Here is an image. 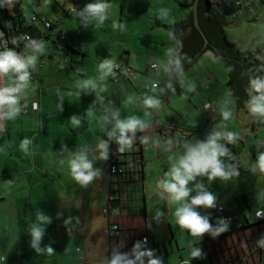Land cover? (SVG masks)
<instances>
[{"label":"crops","instance_id":"obj_1","mask_svg":"<svg viewBox=\"0 0 264 264\" xmlns=\"http://www.w3.org/2000/svg\"><path fill=\"white\" fill-rule=\"evenodd\" d=\"M14 1L20 2L21 15ZM34 2L36 6L31 0H0V19L1 7L7 3L17 28L21 27L20 20L26 21L37 35L44 26L40 20L31 25L33 17L57 23L34 57L30 49L26 50L23 71L34 74V82L21 81L13 69L10 75L0 73V91L16 89L11 93L15 104H0L2 264H112L113 260L118 264H264V220L257 224L253 219L256 211H264V170L259 163L264 155V114L252 111L259 96L251 92L248 113L236 112L229 77L224 82L216 76L209 80L187 78L198 59L180 80L181 93L171 96L168 104L162 102L157 113L167 97L174 53L180 48L174 30L166 27L173 23L162 25L168 36L157 43L162 58H150L143 70L121 66L122 73L129 68L132 74L123 73L117 81L111 64L98 50V56L94 55L85 45L87 38H76L84 15L67 14L63 18L69 0ZM24 3L33 15L29 16ZM97 3L110 12L118 3L124 12L133 1L79 0V12L98 16L96 26L104 35L109 17L89 10ZM62 19L64 22L59 23ZM60 34L65 36L62 41ZM3 38L0 27V43ZM56 42L69 51L59 55ZM2 53L6 52L0 50ZM124 55L129 57L131 49L127 48ZM203 57L221 60L211 54ZM151 64H157L159 70L151 71ZM153 83L158 87L144 89L148 94L140 95L142 86ZM148 99L158 103L150 106ZM35 103L39 105L37 111L31 109ZM24 106L30 109L27 113ZM209 107L217 111L216 117H209ZM133 120L136 127L122 132L119 124ZM137 129L142 130L140 136L134 134ZM229 133L232 141L227 139ZM217 135L216 143L227 150L219 157L227 178L196 176L187 185L192 189L189 197L176 202L165 187L172 181L173 170L189 149ZM121 137L131 141L127 161H137L138 168L134 171L123 164L127 173L113 175L110 163ZM230 154L241 158L239 172L229 164ZM81 159L91 165L85 174H94L83 187L72 172V163ZM124 160L118 159L121 163ZM201 190L215 197V206L195 208L207 219L210 230L194 235L176 223L175 213ZM230 213L237 219L224 224L223 215ZM115 225L121 237L109 235ZM33 228L42 231L35 246ZM219 229L223 235L210 238ZM143 236L151 244L149 255L141 252ZM49 247L52 255L47 252Z\"/></svg>","mask_w":264,"mask_h":264},{"label":"rangeland","instance_id":"obj_2","mask_svg":"<svg viewBox=\"0 0 264 264\" xmlns=\"http://www.w3.org/2000/svg\"><path fill=\"white\" fill-rule=\"evenodd\" d=\"M132 1L133 4L131 7L127 6L124 12L122 6L120 4L118 5V3L113 7V11L111 12L108 11L107 7L103 9L102 12L106 17H109L110 22L109 29L104 35H101V31L96 26L98 16H95V14L91 16L85 15L83 14L84 10L79 12V0H69L67 7L64 8L66 9L64 12L66 14L63 18L66 17L70 10H73L75 16L79 18L81 15H84L85 18H81V23L79 24V26L82 25V28L79 27V31H76V38H87L84 41L85 45L90 47V51L94 55H97L95 52L98 50L104 60L111 64L110 67L112 70L115 69L116 65H129V67L134 69L143 70L147 60L150 58L160 60L163 52L157 43L168 37L166 35L167 30L162 25L164 23L174 24L180 22L190 12L188 7L190 0ZM25 4L23 8L26 11L29 10V16L33 15V12ZM31 4L36 6L34 0H31ZM227 20L232 27H228L226 33L232 42L239 45L244 51L258 47L261 49L264 48V6L257 8L252 16L244 15L235 21L228 15ZM153 31L157 33L152 35ZM120 34L122 35L120 36ZM48 43L45 42L44 44ZM127 48L131 49V55L129 57L124 55ZM105 51H110L109 53L111 54L107 56ZM121 76L123 75H119L118 77L121 78ZM215 76L218 77L219 82H224L229 77V70L221 60H212L209 57H203L192 66L187 78L191 80L198 78L209 80V78H214ZM144 89L145 86L139 89L141 92L140 95L148 94L145 91L146 89ZM134 94L137 95L135 91ZM138 95L137 97L139 98ZM259 196L263 199L262 193Z\"/></svg>","mask_w":264,"mask_h":264},{"label":"trees","instance_id":"obj_3","mask_svg":"<svg viewBox=\"0 0 264 264\" xmlns=\"http://www.w3.org/2000/svg\"><path fill=\"white\" fill-rule=\"evenodd\" d=\"M219 0H199L198 3V21L199 24L209 40V45L205 44V39L198 31L194 24L193 11L190 10L186 19L180 23L166 26L176 32L179 42L182 43L183 49L177 54L173 60L174 65L170 71V80L174 86L178 87L180 80L183 78L184 73L207 51H213L218 58L224 63L229 70L228 88L235 100V109L244 110L248 113V105L250 102V93L253 92L258 96L264 94V89L257 91L254 84L255 82H264V48H255L250 51H244L239 45L232 42L226 33V28L230 25L227 16L222 14L216 8ZM193 3L189 5L192 9ZM13 4L17 8V12L21 15L18 9L20 2L14 1ZM7 3L1 7L0 27L4 33V38L9 41V48L1 49L6 53H26L29 48L31 54H35L39 50L40 36L42 32L37 35L34 31L30 30L26 21H19L21 27L17 28L15 17L9 15L7 12ZM23 33H29L32 37V44L27 46L22 44L16 46L15 41L20 38ZM69 51V49L67 48ZM65 50V51H67ZM25 56V55H24ZM24 59V58H23ZM22 59V61H23ZM31 74V73H28ZM34 75V74H33ZM36 77V76H35ZM30 110V109H29ZM142 130H134L136 136H140ZM117 138H115L116 140ZM127 153L123 156H118V159H126L124 163L118 161L119 166H129V169L136 171L138 168L137 161H127ZM131 155H134L131 152ZM117 157L115 154L112 156ZM122 157V158H121ZM129 157V155H128ZM127 173V168L123 167ZM260 223V222H255Z\"/></svg>","mask_w":264,"mask_h":264},{"label":"clouds","instance_id":"obj_4","mask_svg":"<svg viewBox=\"0 0 264 264\" xmlns=\"http://www.w3.org/2000/svg\"><path fill=\"white\" fill-rule=\"evenodd\" d=\"M104 5L97 3L95 5H90L89 10L92 13H101L103 11ZM103 16H101V21ZM25 68V64L20 62L13 53H2L0 54V73H7L10 69L20 72ZM27 78V73L19 77L21 81ZM257 91L264 89V82H255L254 84ZM16 89H4L0 91V104L8 103L15 104L16 100L11 95ZM148 105H153L158 103L152 99L146 101ZM35 107V106H34ZM253 112H258L264 114V94L257 97L253 101ZM227 116V113L225 114ZM137 121L133 120L128 123H120L119 127L123 132L125 129L133 130L136 127ZM219 136L212 137L206 144L199 145L198 148H191L187 154L181 158L179 165L175 167L172 173V181L166 183V189L172 193L173 199L176 202H183L186 197H189L192 189L188 188L187 185L189 181L195 179L199 175H208L209 180L215 177L227 178L228 173L224 171V167L219 160L220 156L226 155L227 150L216 143V139ZM227 139L229 141L233 140V135L228 134ZM127 142V141H125ZM103 147V145H101ZM260 168L264 170V155L259 158ZM91 165L85 160L81 159L78 163H72V172L74 173V179L80 182L81 186H86L92 179L93 173L85 171L90 169ZM197 188H201V185H197ZM215 197L201 190L198 194L191 198V203H182L180 207L176 210V223L180 225L181 228H186L191 231L192 234H203L210 230V225L206 218L201 217L197 211L196 207H214ZM39 219H45L43 217H38ZM217 231H223L219 229ZM42 235V231L38 228H33V246L39 241ZM49 255H52L53 250L49 247L47 249ZM195 255V253H193ZM112 264H118V260H113ZM131 264V262H129ZM151 264H157L156 261H152Z\"/></svg>","mask_w":264,"mask_h":264},{"label":"built area","instance_id":"obj_5","mask_svg":"<svg viewBox=\"0 0 264 264\" xmlns=\"http://www.w3.org/2000/svg\"><path fill=\"white\" fill-rule=\"evenodd\" d=\"M264 6V0H219L216 4V8L218 11L222 14H225L226 16L230 15L232 20H237L240 17L244 15L252 16L257 8H261ZM75 12L73 10H70L67 16H72L74 15ZM41 21V23L44 26V30H42V35L40 36V43H39V48L42 47L43 42L46 40H49L51 32L53 31V27L57 24L53 20H46V19H39L38 17H33L30 20V24L33 25L38 21ZM64 22V19L59 21V23ZM59 41H62L65 39L64 34H60L59 36ZM16 46H21L22 44H26L29 46L32 44V37L29 33H23L20 35V38L15 41ZM9 41L3 38V40L0 43V48L1 49H8L9 48ZM57 49H58V54L61 55L64 50H67V47H64L61 45V42H56ZM29 49V48H28ZM15 57L22 62V59L24 58L25 52L23 53H15ZM43 67V62L40 63V68ZM150 70L153 72H157L159 70V66L157 64H151L149 66ZM124 75L131 73V70L129 68L125 69V72H123ZM121 72V66L116 65L115 69L112 71L113 77L119 80L118 75L123 74ZM5 75H10L12 74V69H10L7 73H4ZM24 74L23 69L20 72L15 71V76L20 77L21 75ZM36 79L35 75L33 74H27L26 81L27 82H34ZM158 84L153 83V84H145V89L150 90L151 88H157ZM35 106V107H34ZM32 110L37 111L39 109V105L37 103L32 105ZM209 117L214 118L217 116V111L214 108L209 107ZM29 111L28 106L23 107V112L27 113ZM187 136L188 134L185 132L184 134ZM127 141V142H125ZM131 141L128 138H123L121 137L120 139L117 140V149L115 151V155L117 157H113L110 163V172L113 175H123L125 174L126 170L119 166L118 164V156H123L127 153V147L131 146ZM229 164L233 167L235 172H239V170L242 167V160L239 156L235 154H230L227 158ZM223 208H220V211H222ZM223 215V214H222ZM237 219V216L230 213V214H224L223 215V222L224 224L230 225L234 220ZM253 219L255 222H261L264 220V211L263 210H258L253 214ZM243 227V225H240V227ZM109 235L113 237H121L122 233L119 229L118 226H113L112 228L109 229ZM223 232L217 231L212 234H210V238H217L219 236H222ZM142 242V247H141V252L144 255H149L151 252V244L149 242V239L147 236H143L141 239ZM5 262V257L1 256L0 257V263Z\"/></svg>","mask_w":264,"mask_h":264},{"label":"water","instance_id":"obj_6","mask_svg":"<svg viewBox=\"0 0 264 264\" xmlns=\"http://www.w3.org/2000/svg\"><path fill=\"white\" fill-rule=\"evenodd\" d=\"M192 2H194L193 3V7H192V11H193V15H194V24H195V26H196V28L198 29V31L202 34V36L204 37V39H205V44L206 45H209V40L207 39V37H206V35L204 34V32H203V30H202V28H201V26H200V24H199V21H198V3H199V0H190V4H192ZM190 13V12H189ZM189 15V14H188ZM187 15V16H188ZM186 16V17H187ZM186 17L183 19V20H181L180 22H182V21H184L185 19H186ZM180 22H177V23H180ZM177 23H174V24H177ZM173 25V24H172ZM228 27H232V26H228ZM174 34H175V38H176V40H179L178 39V36H177V34H176V32H174ZM182 49H183V45H182V43L180 42V48L174 53V58H175V56L177 55V54H179L181 51H182ZM204 54H211L213 57H217V55L213 52V51H207V52H205ZM34 55L35 54H32L31 56L32 57H34ZM173 65H174V63H173ZM173 65H172V67H173ZM172 67H171V69H172ZM171 69H170V71H171ZM169 87H168V92H167V97H166V99H164V100H162L161 102H160V104H159V106L157 107V109H156V111H157V113H158V110H159V108L161 107V103L162 102H166V104H168V101H169V98L171 97V96H173L174 94H179V93H181V86H180V83H179V86L178 87H176V86H174V84L172 83V81L170 80V74H169ZM233 107H235V106H233ZM236 112H237V110H236Z\"/></svg>","mask_w":264,"mask_h":264}]
</instances>
